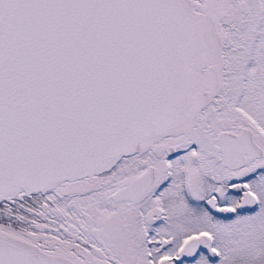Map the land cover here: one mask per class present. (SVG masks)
Returning a JSON list of instances; mask_svg holds the SVG:
<instances>
[{
	"label": "snow or ice",
	"instance_id": "obj_1",
	"mask_svg": "<svg viewBox=\"0 0 264 264\" xmlns=\"http://www.w3.org/2000/svg\"><path fill=\"white\" fill-rule=\"evenodd\" d=\"M0 264H264V0H0Z\"/></svg>",
	"mask_w": 264,
	"mask_h": 264
}]
</instances>
